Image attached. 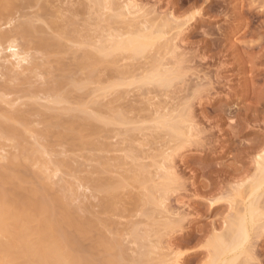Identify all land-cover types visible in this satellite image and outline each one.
I'll return each mask as SVG.
<instances>
[{
    "label": "rangeland",
    "instance_id": "obj_1",
    "mask_svg": "<svg viewBox=\"0 0 264 264\" xmlns=\"http://www.w3.org/2000/svg\"><path fill=\"white\" fill-rule=\"evenodd\" d=\"M10 1L13 3L11 10L0 8L4 12L0 15V45L3 46L0 49V119L6 117L7 120L11 115L14 129L18 133L21 131L22 136L13 133L16 138L10 135L8 139L5 134V139L0 141V171L20 174L24 193L35 191L40 194L42 204L47 201L43 207L55 211L56 216L68 217L71 213L70 219L76 223L80 221V228H84L82 233L75 227L64 226L67 229H62L65 234L76 237L75 245L71 246H74L71 250L74 261L85 257L95 264H107L114 259V264H168L162 262L164 255L160 250L170 247L174 264H208L211 225L218 223L221 229V221L231 214L230 190L233 192L240 183L229 179L227 172L233 174L236 169H249V175H252L255 164L251 163L252 150L247 145H260L264 141V56L260 55L264 49L260 50V57L257 54L260 58L257 63H254L256 55H253V62L244 58L250 49L257 50L250 48L249 41L264 43V38L259 39L264 36V25L257 28L264 24V0H139L142 13H151L150 17L164 14L172 21L184 19L191 27L184 33L187 38L182 36L184 42L175 41L181 52L177 49V54L172 55L164 50L160 59L157 48L140 56L126 51L103 58L95 48L97 46L93 47L96 44H84L85 38L93 36L97 43L102 38L98 34L110 25L98 17L92 0H29L30 5L26 0ZM257 11L259 15H255ZM195 12L199 15H193ZM113 13L116 15L117 12ZM191 16L197 20L193 18L192 21ZM114 27L118 24L105 31L111 32ZM5 35L10 39L8 43ZM11 42L30 59V63H26L28 67L25 64L27 70L16 71L9 63L10 53L5 49L13 45ZM88 55L92 57L91 62L89 60L90 63L84 66L82 61ZM164 56H167L166 60ZM155 60L162 71L174 72L171 78H176L171 84L145 83L143 78L152 72ZM257 81L262 88L253 87ZM186 105L193 113L188 115L190 111H185V117L187 119L188 115L194 120L192 124L198 128L193 129L198 130V135L195 133L197 136L192 137L194 144L190 150L183 149L182 152L174 146V150L169 148L168 151L169 145L173 146V139L158 128V119L166 108L179 109L169 112L173 115L176 112L175 116H178L177 112L184 106L188 108ZM165 145L168 146L166 149ZM37 149L41 150L40 154L36 153ZM251 156L256 159L255 154ZM249 175L244 181L246 185L253 178ZM1 188L7 190L6 194L12 191L9 185ZM104 189H117L114 193L117 198L110 199ZM166 189L169 192L164 191ZM244 194L243 197L237 195L238 201L249 196L247 191ZM106 199H114L112 205L115 206L107 208ZM216 200L219 205L215 204ZM210 204L217 206L214 211ZM164 221H177L180 226L167 233L163 228ZM254 233L256 231L252 232V239L244 245V250L239 251L240 261L235 264H264V240L261 237L262 240L256 241ZM103 242L113 247L107 250ZM25 257V262L23 257L19 262L18 257L16 260L14 257L13 264H29L33 259V256L29 259V255Z\"/></svg>",
    "mask_w": 264,
    "mask_h": 264
},
{
    "label": "bare ground",
    "instance_id": "obj_2",
    "mask_svg": "<svg viewBox=\"0 0 264 264\" xmlns=\"http://www.w3.org/2000/svg\"><path fill=\"white\" fill-rule=\"evenodd\" d=\"M10 0H0V8H5V9H10L13 5V3H11V1L9 2ZM27 3L29 0H26ZM37 1V0H36ZM138 1L139 0H120L116 2V0H92V3H93V7L95 9V11L98 13V17L104 21V22H109V29L111 30L112 28V25H117L118 24V27H114L115 30H112L111 32H107L108 31V28H107V31H103V29L101 28V30L103 32H101L102 34H98V35H101L100 37L102 38H99L97 43L96 41L93 40L92 37H87L85 38V36H83L84 39V44L85 43H88L87 46L91 45L95 48H98V51L100 53V56H113L114 54H111V53H118V52H131L133 53V55L135 56H140V55H145V52L150 49H154V48H157L158 51H156L155 53L159 55V59L160 57L163 58V55L161 54L162 52L165 53V51H168L169 53H171L172 55L173 54H177L176 50H180L181 52V49H179V45L175 42V41H181L179 44H181L182 42H184L182 39L184 36L185 38V35L184 33H186L185 31H188V29H190V25L188 24L187 21H185L184 19L181 21H179V19L175 20V21H172L173 19L167 17L165 18V16H163L164 14H161L162 16H158V17H150L152 15L150 14H144L142 13V9H139V4H138ZM169 1V0H168ZM256 1V0H255ZM25 2V1H23ZM29 2H32L29 1ZM91 2V0L89 1ZM237 2V1H236ZM235 2V3H236ZM258 2V1H257ZM87 3V2H86ZM91 3V4H92ZM29 4V3H28ZM31 4V3H30ZM29 4V5H30ZM85 4V3H84ZM141 4V3H140ZM254 6V5H253ZM257 6V5H256ZM259 6V5H258ZM92 7V8H93ZM13 8V7H12ZM75 8V7H74ZM89 8V7H88ZM11 10V9H10ZM9 10V12H10ZM71 10V9H70ZM78 10V9H77ZM2 11V10H1ZM0 11V15H2L4 12H1ZM7 11V10H6ZM116 11V15L112 14V12ZM168 11V10H167ZM69 12V11H68ZM111 12V13H109ZM147 12V11H146ZM201 12V11H200ZM258 13L255 14V15H259V11H257ZM2 13V14H1ZM76 13V11H75ZM166 13V12H165ZM168 14V12H167ZM172 14V13H171ZM169 15L168 16H172V15ZM263 14H264V10H263ZM261 15V14H260ZM148 16V17H147ZM196 16V15H195ZM194 16V17H195ZM262 16V15H261ZM1 17V16H0ZM37 18H39L38 16H36ZM193 16L190 17V19L192 20L194 18ZM257 17V16H255ZM169 18V20H168ZM259 18V16L257 17ZM261 18V17H260ZM259 18V19H260ZM91 19V18H90ZM175 19V18H174ZM196 18H194L193 20H195ZM243 19V18H242ZM255 19V18H254ZM192 20V21H193ZM197 20V19H196ZM248 20V19H247ZM256 21H258V19H256ZM239 22V21H238ZM260 22V21H259ZM264 22V20H263ZM114 23V24H113ZM194 22H192L193 24ZM255 23V22H254ZM262 23V22H260ZM112 24V25H111ZM247 24V23H246ZM257 24V22H256ZM69 25V24H68ZM119 25H121V27L119 28ZM262 25H264L263 23L258 25L257 28L261 29ZM26 27V26H25ZM27 27H29V25H27ZM32 27V26H31ZM190 27V28H189ZM241 27V25H240ZM118 28V29H117ZM166 28H169L170 30L169 31H166L165 29ZM236 28V27H235ZM187 29V30H186ZM250 29V28H249ZM264 29V28H262ZM119 30V32H118ZM176 30L174 34L170 35L171 37H169L168 35L171 34L172 31ZM230 30V29H229ZM235 30V29H234ZM27 31V29L25 30L24 29V32ZM78 31V30H77ZM116 32L117 34H114V32ZM264 31V30H263ZM69 32V31H68ZM67 32V33H68ZM80 32V31H79ZM83 32V31H82ZM81 32V33H82ZM91 32V31H90ZM113 32V33H112ZM261 32V31H260ZM259 31L257 33H260ZM88 33V32H87ZM94 33V32H93ZM99 33V32H98ZM254 33V32H253ZM83 34V33H82ZM106 34V36H105ZM183 34V35H182ZM81 35V34H80ZM89 35V34H88ZM97 35V34H96ZM69 36V35H68ZM76 36V35H75ZM87 36V35H86ZM174 36V37H173ZM187 36V35H186ZM6 37V41L7 43L9 42L10 39L7 38V35H5ZM3 37V38H5ZM77 37V36H76ZM96 37V36H95ZM182 37V38H181ZM219 37V36H218ZM260 37V36H259ZM79 38V36L77 37V39ZM187 38V37H186ZM185 38V39H186ZM226 38V37H225ZM264 36H262V38L260 37L259 39H263ZM8 39V40H7ZM74 39V38H73ZM89 39V41L87 40ZM251 39V38H250ZM5 40V39H4ZM3 40V41H4ZM80 40V39H79ZM92 40H93V43H92ZM217 40V39H216ZM74 41V40H73ZM255 41V40H254ZM5 42V41H4ZM15 42V41H14ZM82 42V41H81ZM95 42V43H94ZM211 42V41H210ZM250 45L246 42V45H249V46H245L242 45V46H245L246 48L250 47L253 49H256L255 50L256 52L258 53H255V51H251L250 49L249 50V53H248V50L247 52L245 51V53H248L249 55V58H248V55L245 56L244 58L247 57V59H249L251 62H253V55H256V59L254 60L255 62L254 63H257L258 61L260 60H257V59H260L258 58L257 54L259 55L260 53V50L262 51L264 49V43L262 44L258 42V44L255 43L258 45V46H255L256 44H254V42L252 43L251 41H249ZM3 43V42H2ZM12 43V42H11ZM79 43V42H78ZM1 44V43H0ZM4 44V43H3ZM13 45H10L8 48L9 49H5V50H9L8 51V54H9V63L12 65V67L15 68L16 71H18L17 69H20L21 71V68L23 69L22 71H24L25 69L27 70V64L26 63H30L29 60H28V56L25 55L24 53L20 52L18 50V47H16L17 45L14 46L15 43H12ZM83 44V43H81ZM243 44V43H242ZM255 46H253V45ZM262 44V45H261ZM236 45V44H235ZM2 45H0V49ZM45 46H47L45 44ZM185 46V45H184ZM187 46V45H186ZM238 46V45H236ZM241 46V47H242ZM254 48H253V47ZM263 46V47H262ZM3 47V46H2ZM239 47V46H238ZM91 48V47H90ZM182 48V47H181ZM237 48V47H236ZM260 48V49H258ZM233 49L235 50V47L233 46ZM242 51L243 48H241ZM240 49V50H241ZM165 50V51H164ZM238 50V48H237ZM1 51V50H0ZM240 51V52H242ZM264 51V50H263ZM262 51V52H263ZM175 52V53H174ZM183 52V51H182ZM190 52V51H189ZM188 52V53H189ZM252 52H254L255 54H252ZM260 53L261 57L264 56L263 54L264 53ZM2 53V51L0 52ZM239 53V52H238ZM244 54V52H242ZM86 54V53H85ZM168 53L166 52V55ZM170 54V55H171ZM252 54V55H251ZM162 55V56H161ZM169 55V54H168ZM169 55V56H170ZM179 55H182V54H179ZM252 57H251V56ZM259 55V57H260ZM154 56V55H153ZM157 56V55H156ZM177 56V55H176ZM89 55L86 57H84L83 59V63H84V66H86L85 64H88L91 62V56L89 57ZM158 57V56H157ZM167 57V56H166ZM166 57L164 56L165 60H166ZM175 57V56H174ZM185 57V56H184ZM251 57V58H250ZM255 57V56H254ZM30 58V57H29ZM104 58V57H103ZM162 58H161V63H162ZM172 58V57H171ZM176 58V57H175ZM243 58V57H242ZM243 59H240L245 63H247V61H245ZM153 59V58H151ZM177 59H178V56H177ZM182 59V58H181ZM197 59V58H196ZM262 59V58H261ZM90 60V62H89ZM194 60V59H193ZM240 60V61H241ZM263 60V59H262ZM156 62H154V68L150 71L151 73H147V76H145L143 78V80L145 81V83H150L151 82H160V83H163V84H168L170 82L171 84V81L173 82L174 78H176L175 76L173 77V79L171 78V75H175L174 72H172V74L170 72H167L165 71L164 69L167 67H164V71H162L161 69V66L159 65L158 61L155 60ZM172 61V60H171ZM181 61V60H180ZM179 61V63H180ZM241 61V62H242ZM248 61V63L250 62ZM81 62V61H80ZM165 61L163 60V63ZM156 63V64H155ZM162 63V64H163ZM253 63V64H254ZM26 64V66H25ZM167 64V63H166ZM165 64V65H166ZM170 64V63H168ZM167 64V65H168ZM177 64V63H176ZM252 64V66H254ZM164 65V64H163ZM182 65V64H180ZM88 66V65H87ZM248 66V65H247ZM246 66V67H247ZM26 67V68H24ZM11 68V66H10ZM14 68L12 69L14 71ZM169 70V68H166V70ZM252 69V68H250ZM245 70V69H244ZM170 71V70H169ZM174 71V70H173ZM251 72V71H250ZM172 75V76H173ZM181 78V77H180ZM218 80V79H217ZM143 82V81H142ZM201 82V81H200ZM218 82V81H217ZM258 82V81H257ZM260 82V81H259ZM258 83H253L255 84L253 87L255 86H260V84ZM144 83V82H143ZM144 83V84H145ZM147 84V85H148ZM149 84V85H150ZM158 84V83H157ZM174 84V83H173ZM204 84V83H203ZM217 84V83H216ZM220 84V83H219ZM252 84V85H253ZM175 85V84H174ZM182 85V84H181ZM168 86V85H167ZM201 86V85H200ZM163 87V86H162ZM253 87L249 88L250 89H253ZM172 88V87H171ZM244 88V87H243ZM248 88V87H246ZM248 88V90L250 91V89ZM256 88V87H255ZM262 88V87H261ZM202 89V88H201ZM177 90V89H176ZM179 90V89H178ZM198 90V88L196 89ZM203 90V89H202ZM181 91V90H180ZM252 91V90H251ZM253 91H255V89H253ZM246 92V91H245ZM248 92V91H247ZM178 93V91H177ZM264 94V93H263ZM178 95V94H177ZM258 95H262V94H258ZM180 96V95H179ZM198 96V95H197ZM257 96V95H256ZM255 96V98H256ZM188 97V96H187ZM261 97V96H260ZM178 98V97H177ZM257 99H260L259 97ZM262 99V98H261ZM255 100V99H254ZM59 101V100H58ZM57 101V102H58ZM178 101V100H177ZM256 101V100H255ZM261 101V100H260ZM61 102V101H59ZM169 103V102H167ZM257 103V101H256ZM255 103V105H256ZM187 104V103H186ZM170 105V104H169ZM188 105V104H187ZM186 105V106H187ZM178 106V105H177ZM257 106V105H256ZM263 105H261L262 107ZM181 107V106H179ZM188 108H186L184 106V108H182V111L180 110V112H177V115L178 116H175L176 115V112L174 113H169L170 111L171 112H174V111H177L179 109L175 108V110H173V108H171L170 110H168V108H166L167 110L164 111L165 112H161L162 115L160 116V119L159 120V124H158V128H162V130H165L163 131V133H167L165 135H168L169 139H173L172 140V144L173 146L169 145V147L167 145H165V149L166 147L167 150L169 151L170 149H173L174 146H178L180 151H182L183 149L187 150L192 147V145L194 144L193 143V140H192V137H194V134L196 133V131H198L196 129V131H194L195 129H193V127L195 128L196 126H193L194 124V120H191L190 116L188 118V115H190V113H193L190 111V108L189 106H187ZM255 107V106H254ZM165 108V107H164ZM259 108V107H258ZM256 108V109H258ZM177 109V110H176ZM188 109V110H186ZM255 109V108H254ZM185 111H190L189 114L187 115V119L185 117V115L187 114ZM260 111V110H259ZM184 112L186 114H184ZM257 112V111H256ZM251 113V112H250ZM260 113V112H259ZM263 113V112H262ZM172 115L174 116V118L172 117ZM261 115V114H260ZM264 115V114H262ZM183 116L185 118H183ZM12 117H15V116H12ZM259 117V116H258ZM1 118V117H0ZM4 118V117H3ZM2 118V121L0 119V141L3 140V138L5 139L6 138H10L9 136L11 135V137L13 138L12 134H17L18 136H22L20 134H22L21 131H16L14 129V125H13V120L11 118V115H10V119L9 117H7V120L5 119V121H3L4 119ZM95 118V117H94ZM93 118V120H94ZM187 121H186V120ZM189 119V120H188ZM259 119V118H258ZM13 122H11V121ZM121 120V119H119ZM260 120V119H259ZM263 120V118H262ZM261 120V121H262ZM191 122L190 126H186V125H189L188 122ZM259 121V122H261ZM193 122V124H192ZM156 123V122H155ZM258 124V122H256ZM263 123V122H262ZM245 124V123H244ZM261 124V123H260ZM239 125V124H237ZM263 125V124H262ZM157 126V125H156ZM155 126V127H156ZM251 126V125H250ZM254 126V125H253ZM264 126V125H263ZM232 127V126H231ZM238 127V126H236ZM249 127V126H248ZM259 127V126H258ZM262 127V126H261ZM157 128V127H156ZM198 128V127H196ZM257 128V126H256ZM236 129V128H235ZM23 131V130H22ZM4 132V133H3ZM21 132V133H20ZM201 132V131H200ZM24 133V132H23ZM7 135L8 134V137L4 135ZM198 135V133H196ZM195 134V136H197ZM15 135V136H17ZM14 136V137H15ZM147 136V135H146ZM200 137V136H198ZM11 138V139H12ZM16 138V137H15ZM197 138V137H196ZM14 139V138H13ZM12 139V140H13ZM165 139H168V138H165ZM197 142V140H196ZM260 143V141H257V143ZM261 142H263L262 144L260 143V145H255L253 146L252 143H250L251 145L249 146V144L247 145V147L252 150V152L256 155V159L252 158L253 156L251 155H254L252 152H251V155H250V152H249V155H250V159L252 160V164L254 165L255 164V170L253 172L252 175H249L250 174V170H237L234 171L233 174H231L230 172H227V174H229V179H232L233 182L234 180L235 181H238L240 182L239 184L237 183V188L233 189L234 191L232 192L230 190V192L232 193V196H231V199H230V211L231 214L229 213V216L227 214V217L225 215V218L224 219L225 221H221L223 222V226L221 225V229L219 228V224L217 223H214L213 226L211 225L212 227V230H213V233H212V236H210L211 238H209L211 240V244L209 245L211 247V257H210V261L208 264H235L237 261H240V257L241 256L239 253L240 250H244V245L247 243V242H250L249 239H252L251 236L253 235L252 232L253 231H256V241H260L262 240L261 237H263V240H264V204H263V198H264V141L262 140ZM258 143V144H259ZM168 144V143H166ZM198 144V142H197ZM255 144V143H254ZM162 145V143H161ZM196 145V143H195ZM39 146V145H38ZM42 146V145H41ZM164 146V145H163ZM162 146V147H163ZM191 146V147H190ZM161 147V146H160ZM172 147V148H171ZM190 147V148H189ZM170 148V149H169ZM177 148V147H175ZM36 149V148H35ZM163 149V148H162ZM245 149V148H244ZM248 149V151H250ZM29 150V149H28ZM44 150V149H42ZM174 150V149H173ZM178 151V149H176ZM175 150V151H176ZM247 150V149H245ZM27 151V150H26ZM31 151V150H30ZM36 153L38 152L40 154V151L39 149L35 150ZM167 151V153H168ZM172 151V150H171ZM173 151V152H175ZM177 151L175 152L176 154ZM2 152V151H1ZM165 152V151H164ZM184 152V150L182 151ZM47 153V152H46ZM134 153V152H133ZM174 153V154H175ZM247 153V152H245ZM173 154V153H172ZM173 154V155H174ZM174 155V156H177V155ZM243 154V153H242ZM47 155V154H46ZM166 155V153L164 154V156ZM168 155V154H167ZM166 157L168 158L169 155ZM240 155V154H239ZM249 155H246L249 156ZM134 156V155H132ZM171 156V155H170ZM242 156V155H241ZM240 156V157H241ZM30 157V156H29ZM28 157V158H29ZM42 157V156H41ZM143 157V156H142ZM152 157V156H151ZM172 157V156H171ZM133 158V157H131ZM145 158V157H144ZM165 158V157H164ZM163 158V159H164ZM173 158V157H172ZM247 158V159H249ZM34 159V158H33ZM148 159V158H147ZM170 159V158H169ZM168 159V160H169ZM239 159V158H238ZM254 159V160H253ZM13 160V159H12ZM25 160V159H24ZM50 160V159H49ZM143 160V159H142ZM241 160V159H240ZM11 161V160H10ZM165 161V160H164ZM170 161V160H169ZM250 161V160H248ZM254 162V163H253ZM11 163V162H10ZM45 163V162H44ZM13 164V162H12ZM242 164V163H241ZM11 165V164H10ZM15 165V164H14ZM43 165V164H42ZM141 166V165H140ZM148 166V165H147ZM13 167V166H11ZM235 167V166H234ZM236 168V167H235ZM241 168V167H240ZM48 169V168H47ZM241 169H244V168H241ZM5 170V169H4ZM13 170V169H12ZM39 170V168H38ZM46 170V169H45ZM59 170V168H58ZM229 170V169H228ZM41 171V170H40ZM231 171V169L229 170ZM14 171H10V170H6V171H0V188L2 186H5V185H9L10 187H12V191L10 193L7 192V194L5 193L6 191L4 190V188L0 189V262H2V264H6L5 260H8L9 262H11L13 264V260L15 259L16 260V257H18V262L21 261L20 257H23L24 260H22L23 262H25V256H30L29 259L32 258L33 256V261L32 260L30 261L29 264H95L94 261H92L91 259H88V258H83V259H79L77 261H74L75 258L72 259V254H71V250L72 248L74 247H71L74 243H75V235H69L67 232V234H65V232H63V227H75L76 229L80 230L79 233H82L83 229L84 228H80V224L81 223H76L74 222L75 220H72L70 219L71 217L69 213V216L66 217L67 215H64L61 217L59 215H55V211L54 212H50V208L49 207H46L44 208V204H42V198H40V194L36 193L35 191H29V193L26 191L24 193V187H22L20 184L21 183H24V182H19L20 178H19V175H17L18 173H16ZM39 173V172H38ZM45 174V173H44ZM227 174L225 176H227ZM46 175V174H45ZM57 175V174H56ZM224 175V174H223ZM248 175L253 178H250L252 180H248V183L249 185H246L244 184V181L246 179H248ZM40 176V175H39ZM141 176V175H140ZM164 176V175H163ZM224 176V177H225ZM45 177V176H44ZM52 177V176H51ZM248 177V178H247ZM57 178V177H56ZM64 178V177H63ZM228 178V177H227ZM46 180V178H45ZM53 180V179H52ZM50 180V181H52ZM63 180V179H62ZM153 180V179H152ZM42 181V180H41ZM56 181V180H55ZM64 181V180H63ZM150 181V180H149ZM174 181V180H173ZM48 182V181H47ZM161 182V181H160ZM57 183V182H56ZM122 183V182H121ZM136 183V182H135ZM34 184V182H33ZM52 184V183H51ZM36 185V184H35ZM33 185V186H35ZM60 185V184H59ZM81 185V184H80ZM172 185V184H171ZM21 186V187H20ZM53 186V185H52ZM62 186V185H61ZM64 186V185H63ZM73 186V185H72ZM152 186V185H151ZM162 186V185H161ZM37 187V186H36ZM39 187V185H38ZM68 187V186H67ZM87 187V186H86ZM117 187V186H116ZM158 187V186H157ZM157 187H154V188H157ZM7 188V187H6ZM53 188V187H52ZM71 188V187H70ZM100 188V187H99ZM118 188V187H117ZM30 189V188H29ZM32 189V188H31ZM39 189V188H38ZM49 189V188H48ZM162 189V188H161ZM160 189V190H161ZM164 189H165V186H164ZM41 190V188H40ZM105 191L107 189H104ZM103 190V191H104ZM117 190V189H115ZM115 190L114 189H109L107 190V195L111 198L115 197L117 198V194H115L116 196H114V193H115ZM39 191V190H38ZM48 191V190H47ZM46 191V192H47ZM76 191V190H75ZM82 191V190H80ZM166 192H169L166 190H164ZM162 190V192H164ZM245 191H247V196H248V193H249V196L245 198V200L241 201L240 200L238 201L237 197L239 196H242L245 195ZM71 192V191H70ZM74 192V191H73ZM117 192V191H116ZM154 192V191H153ZM165 192V193H166ZM238 192V194H237ZM57 193V192H56ZM55 193V194H56ZM92 193V192H91ZM118 193V192H117ZM150 193V191H149ZM47 194V193H46ZM69 194V193H68ZM72 194V193H71ZM86 194V193H85ZM229 194V193H228ZM235 194V195H234ZM63 195V194H62ZM91 195V194H90ZM144 195V194H143ZM148 195V193L146 194ZM144 196L147 198V196ZM231 195V194H230ZM238 195V196H237ZM43 196V195H42ZM50 196V195H49ZM52 196V195H51ZM55 196V195H54ZM106 196V195H104ZM162 196V195H161ZM207 196V195H206ZM68 197V196H67ZM143 197V196H142ZM152 197V196H151ZM160 197V196H159ZM230 197V196H229ZM50 198V197H49ZM96 198V197H95ZM108 198V197H107ZM157 198V197H156ZM161 198V197H160ZM210 198V197H209ZM45 198H43L44 200ZM52 199V198H50ZM55 199V198H54ZM109 199V198H108ZM144 199V198H143ZM208 199V198H207ZM107 200V199H106ZM105 200V201H106ZM114 199H112L113 201ZM146 200V199H145ZM151 201L153 200L150 199ZM148 199V201H150ZM159 200V199H158ZM164 200V199H163ZM242 200V199H241ZM104 201V202H105ZM106 201V204L105 206H107V208H112L113 206L115 205H112L113 202L115 201ZM155 201V200H154ZM162 201V200H161ZM58 202V201H57ZM56 202V204H58ZM108 202V204H107ZM145 202V201H144ZM221 202V201H220ZM148 203V202H147ZM153 203V202H152ZM213 203V202H212ZM215 203V202H214ZM219 203V202H218ZM164 204V203H163ZM217 204V200H216V203ZM47 205V204H46ZM49 205V204H48ZM67 205V204H66ZM158 205H160L158 203ZM219 205V204H217ZM52 206V205H51ZM154 206V205H153ZM152 206V207H153ZM165 206V205H164ZM211 206V209L214 211L215 210V205H212L210 204ZM54 207V206H53ZM56 207V206H55ZM68 207V206H67ZM150 207V205H149ZM158 207V206H157ZM155 207V208H157ZM161 207V206H159ZM49 208V210H48ZM63 208V207H62ZM165 208V207H164ZM55 209V208H54ZM162 209V208H161ZM60 210V209H59ZM73 210V209H71ZM70 210V211H71ZM52 211V210H51ZM159 211V210H158ZM164 211V209H163ZM162 211V214H164V212ZM168 211V210H167ZM165 209V212L168 213ZM212 211V212H213ZM63 212V211H61ZM72 212V211H71ZM154 212V211H153ZM158 213V212H157ZM68 214V212H67ZM158 214H161V211L160 213ZM153 216V215H152ZM172 216V215H170ZM177 216V215H176ZM169 218V216H167ZM166 215H165V218L167 219ZM75 219V217H72ZM85 218V217H84ZM160 218V217H159ZM173 218V217H172ZM87 219V218H86ZM152 219V218H151ZM254 219V220H253ZM84 220V219H83ZM174 220V219H172ZM86 222H88L87 220H85ZM91 221V220H90ZM170 221H171V217H170ZM254 221V224H256V228H254V224H251V222L253 223ZM256 221V223H255ZM259 221V223H258ZM262 221V223L260 224V222ZM83 222V221H82ZM167 222V221H166ZM164 221V225L163 228L165 227L167 233L170 231L172 232L174 230V228L176 226H180L178 224V222H180L178 220V222L174 223L173 222H167L166 223ZM220 223V222H219ZM258 223V224H257ZM83 224V223H82ZM177 224V225H176ZM33 225H35L33 227ZM84 225V224H83ZM89 226V225H88ZM64 227V231L67 229H65ZM74 228V230H75ZM88 228V227H87ZM95 228V227H93ZM220 231H219V229ZM73 230V229H72ZM91 230V229H90ZM94 230V229H93ZM211 230V229H210ZM75 232H78L77 230ZM85 232V230H84ZM212 232V231H211ZM86 233V232H85ZM171 234V233H170ZM211 234V233H210ZM254 235V236H255ZM80 237V236H79ZM260 239V240H257V239ZM34 239V240H32ZM104 240V239H103ZM143 240V239H142ZM63 241V242H62ZM145 241V240H143ZM34 242V243H33ZM64 245H62L61 244ZM65 242V243H64ZM98 242V241H97ZM106 242H103V246L105 248H112L113 245H107V244H104ZM167 243V242H166ZM258 243V242H257ZM263 243V242H262ZM67 244V245H66ZM97 244V243H96ZM114 244V243H112ZM119 244V243H117ZM66 245V246H65ZM75 245V244H74ZM101 245V244H100ZM258 245V244H256ZM116 246V245H115ZM261 246V245H260ZM118 247V245H117ZM116 247V249H117ZM119 248V247H118ZM158 248V247H157ZM259 248V247H258ZM256 248V249H258ZM261 248V247H260ZM210 249V248H209ZM262 250V249H261ZM260 250V252H261ZM73 251V250H72ZM162 252V255H164L163 257V261L162 262H167L169 264V262L173 260L172 256H171V249L170 247H162L161 250ZM248 251V250H247ZM264 251V250H263ZM73 253V252H72ZM244 253V251H243ZM249 253V251H248ZM251 253V252H250ZM257 253V252H256ZM259 253V252H258ZM76 254V253H75ZM86 254V253H85ZM245 254V253H244ZM247 254V253H246ZM254 254V253H253ZM95 255V254H94ZM209 255V256H210ZM85 256V255H84ZM171 256V257H170ZM5 257L9 258V259H6ZM15 257V258H14ZM25 257V258H24ZM35 257V258H34ZM74 257V256H73ZM125 257V256H123ZM14 258V259H13ZM247 258V257H246ZM5 259V260H4ZM27 259V260H29ZM253 259V258H252ZM115 260V259H114ZM114 260H110L107 262V264H114L116 261ZM126 260V259H125ZM104 261V260H103ZM245 261V260H244ZM242 261V262H244ZM15 262V261H14ZM22 262V263H23ZM29 262V261H28ZM10 263V264H11ZM16 263V262H15ZM14 263V264H15ZM27 263V262H26ZM103 263V262H102ZM178 263V262H177ZM175 263V264H177ZM246 262H244L243 264H245ZM7 264H9L7 262ZM25 264V263H23ZM162 264V263H161ZM172 264H174V261L172 262ZM239 264V263H238ZM247 264V263H246ZM250 264V263H249Z\"/></svg>",
    "mask_w": 264,
    "mask_h": 264
},
{
    "label": "snow or ice",
    "instance_id": "obj_3",
    "mask_svg": "<svg viewBox=\"0 0 264 264\" xmlns=\"http://www.w3.org/2000/svg\"><path fill=\"white\" fill-rule=\"evenodd\" d=\"M193 15H199V13L198 12H195V13H193ZM0 264H2V262H0Z\"/></svg>",
    "mask_w": 264,
    "mask_h": 264
}]
</instances>
